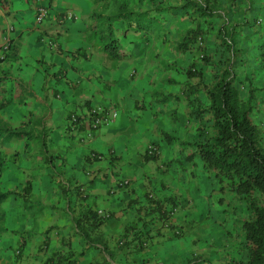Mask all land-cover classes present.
I'll return each mask as SVG.
<instances>
[{"label": "clouds", "instance_id": "obj_1", "mask_svg": "<svg viewBox=\"0 0 264 264\" xmlns=\"http://www.w3.org/2000/svg\"><path fill=\"white\" fill-rule=\"evenodd\" d=\"M0 264H264V0H0Z\"/></svg>", "mask_w": 264, "mask_h": 264}]
</instances>
